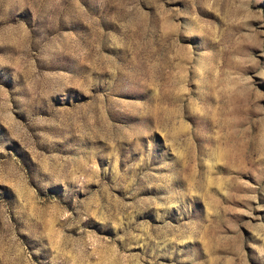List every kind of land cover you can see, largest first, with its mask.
Returning a JSON list of instances; mask_svg holds the SVG:
<instances>
[{
  "label": "rangeland",
  "instance_id": "1",
  "mask_svg": "<svg viewBox=\"0 0 264 264\" xmlns=\"http://www.w3.org/2000/svg\"><path fill=\"white\" fill-rule=\"evenodd\" d=\"M0 264H264V0H0Z\"/></svg>",
  "mask_w": 264,
  "mask_h": 264
}]
</instances>
